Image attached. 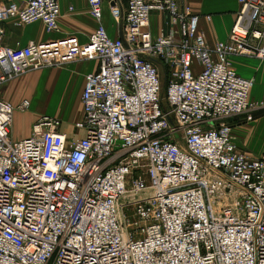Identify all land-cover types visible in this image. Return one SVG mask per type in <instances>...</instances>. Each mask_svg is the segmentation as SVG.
Masks as SVG:
<instances>
[{"label":"built area","instance_id":"1","mask_svg":"<svg viewBox=\"0 0 264 264\" xmlns=\"http://www.w3.org/2000/svg\"><path fill=\"white\" fill-rule=\"evenodd\" d=\"M98 21L85 43L0 44V264H264V150L239 148L227 118L257 106L235 55L264 59V0H238L229 36L207 46L179 0H109L122 36ZM165 16L153 35L151 16ZM59 0H8L3 23L58 27ZM98 61L85 76L80 137L43 115L14 139L8 82ZM164 79L165 83H164ZM131 187L128 188V185ZM124 199V200H123Z\"/></svg>","mask_w":264,"mask_h":264},{"label":"crops","instance_id":"2","mask_svg":"<svg viewBox=\"0 0 264 264\" xmlns=\"http://www.w3.org/2000/svg\"><path fill=\"white\" fill-rule=\"evenodd\" d=\"M17 1L21 2L22 0ZM7 2L8 0H0V7L5 6ZM179 2L181 5L190 6L191 11L199 15L198 29L203 33L207 46L213 47L217 41L228 38L239 9L238 0H179ZM59 4L60 14L58 27L55 31L47 32L41 22L19 24L16 18H8L3 23L4 34L0 38V44L12 48H21L30 41L58 39L80 44L87 42L90 34L98 25V21L90 13L88 1L59 0ZM121 4L124 7L125 0H121ZM164 18L165 16L161 12L152 14L150 29L153 35L165 31ZM101 21L110 36L119 35L120 26L111 14L109 0L103 2ZM231 62L233 69L239 75L254 78L255 84L250 92V100H264V59L235 55L231 57ZM52 68L54 69L28 73L8 82L1 89V96L13 105H17L24 98H28L32 108L34 102H32L30 95L36 93L57 95L60 98L58 102L61 106V117H65V122L61 123L60 130L66 133L68 137H80L83 135V131L77 130L74 125L83 115L81 93L85 76L98 69V61L95 59L76 60ZM40 117L41 115L33 114L31 128L26 133H17V136L13 135L12 121V137L21 139L30 135L33 123ZM242 117V115H236L227 118V121L233 126L232 132L235 133V141L240 149L242 146L239 144V140L246 142L245 137L248 136V131L252 130L250 134L252 137L264 135V116L253 117L251 121H243L244 124L240 120ZM77 131L80 133L78 134ZM248 146L250 148L258 146L264 148V142L261 145L253 142Z\"/></svg>","mask_w":264,"mask_h":264},{"label":"rangeland","instance_id":"3","mask_svg":"<svg viewBox=\"0 0 264 264\" xmlns=\"http://www.w3.org/2000/svg\"><path fill=\"white\" fill-rule=\"evenodd\" d=\"M52 69H54L52 68V66L42 67L39 69L30 70L24 75H27L28 73H32V72L37 73L40 71L52 70ZM30 96H31L32 102H34V104L32 105V108L26 111H22L18 109L14 112L13 120H12L13 121L12 122V127H13L12 132L14 133L13 135L17 136V133L18 134H22L23 132L26 133L31 128V121L33 119V114H36V115L38 114L41 116L47 115L52 118L59 119L60 126L62 122H65V117H61V112H60L61 106L59 105V102H58L60 98L57 95L54 96L53 93H47V94H37L36 93ZM252 102L257 106V108H255L252 111L253 117L264 116V100L252 101ZM80 108L81 107L79 104V110L81 111ZM242 116L243 117L240 120L242 121V124H244L243 121L246 122L248 120L246 119V116L244 114H242ZM77 132L78 134L80 133L79 131ZM248 133H249L248 136L245 137L246 142L243 140L242 141L239 140V144L242 146V149L246 153L250 155L258 156L263 152L264 148H261L259 146L256 148L254 147L250 148L248 145L253 144V142L259 143L261 145L264 142V135H261L260 137L258 136L252 137L250 136V134L252 133V130L248 131ZM234 135L235 133H233V136ZM130 187H131V184L128 185V188Z\"/></svg>","mask_w":264,"mask_h":264},{"label":"water","instance_id":"4","mask_svg":"<svg viewBox=\"0 0 264 264\" xmlns=\"http://www.w3.org/2000/svg\"><path fill=\"white\" fill-rule=\"evenodd\" d=\"M119 36H120V37L122 36L121 30H120V32H119ZM165 80H166V79H164V83H165Z\"/></svg>","mask_w":264,"mask_h":264}]
</instances>
